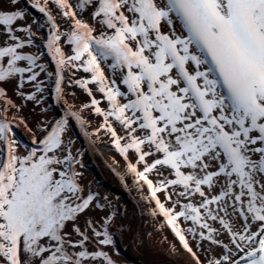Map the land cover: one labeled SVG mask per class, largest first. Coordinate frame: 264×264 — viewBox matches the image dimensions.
Returning <instances> with one entry per match:
<instances>
[{"label":"snow or ice","instance_id":"1","mask_svg":"<svg viewBox=\"0 0 264 264\" xmlns=\"http://www.w3.org/2000/svg\"><path fill=\"white\" fill-rule=\"evenodd\" d=\"M26 3L42 23L0 0V264H119L130 226L79 171L101 133L191 264H264V0ZM49 91L60 114L30 126Z\"/></svg>","mask_w":264,"mask_h":264},{"label":"bare ground","instance_id":"2","mask_svg":"<svg viewBox=\"0 0 264 264\" xmlns=\"http://www.w3.org/2000/svg\"><path fill=\"white\" fill-rule=\"evenodd\" d=\"M25 4L29 7L32 18L34 16V19L42 23L41 14L31 9L30 6L27 5L26 0ZM46 31L47 29H41L40 33L46 34ZM37 43H39V40H37ZM40 47L41 50L46 53L42 44ZM46 58L47 57H44L45 60H47ZM41 78H43V76ZM9 94L11 95V90ZM53 95L54 93L50 91L45 94L46 103L44 107L48 108L49 112L47 117L42 118L50 119L56 116V111L59 113L61 112L60 107L56 105L55 100L52 98ZM16 102L20 103L18 99ZM28 105L30 106V104H27L26 107H29ZM26 107L23 115L26 116L27 119H30L29 123L31 122V126L40 119L39 117L41 115L40 112L37 111L39 109L38 107L36 111L32 112L36 117L29 114L26 111ZM92 129L93 128L90 126V130ZM71 134L73 138H76L73 151L82 146L86 147L83 137L79 135L78 129L74 127ZM17 135L20 136L22 140H28V136L24 134L22 128L17 130ZM109 140L110 138L108 136L101 133L95 145V152L87 151L82 158L83 164L84 162L88 163V166L94 171L95 176L85 169V167L79 169L85 176L83 182L85 192L88 191L90 185L91 190L99 193L101 198L107 196L113 205L121 211L122 219L119 223L130 226L131 230H125L123 234H121L119 229H114L116 249L119 251V255H115L111 248L107 250L119 264H191L189 255L181 248L179 242L173 237L170 231L164 230L163 232H158L155 230V222L147 215L148 206L145 202L140 200L139 193L133 186L132 177L125 173V161L119 153L115 151ZM117 172L124 174L125 183L128 185L127 189L122 185L120 179L116 175ZM89 180L92 182L90 183ZM148 233H151V236H148ZM165 236L167 240L161 243L162 237ZM170 245H175V248L172 249ZM216 251L219 252V248H217Z\"/></svg>","mask_w":264,"mask_h":264},{"label":"rangeland","instance_id":"3","mask_svg":"<svg viewBox=\"0 0 264 264\" xmlns=\"http://www.w3.org/2000/svg\"><path fill=\"white\" fill-rule=\"evenodd\" d=\"M31 17H32V13H31ZM33 18H34V16H33ZM85 18L87 19V16H86ZM45 57H47L46 53H45ZM46 59H47V62H48V64H49V69H54V65L51 63V58H50V57H47ZM86 75H88V74L83 73L82 70L76 73V76H77V77H83V76H86ZM66 78H67V75H66ZM9 89H11V86H9ZM66 90L69 91V92H74V93L76 94V96H75L73 102H74L75 104H77V105H79V104H81V103H85V102H87V101L89 100L88 96H87V95H86L81 89H79L78 87H72V88H70V89H66ZM99 95H100V94H97L98 98H99ZM69 99H73V98L70 96ZM28 106H29V105H28ZM101 106H102V107L105 106L103 101H102V103H101ZM26 108H27L26 111H27L29 114H31L33 117H36V116H34V114H32V112H33V106H32L31 104H30L29 107H26ZM37 109H38V108H35L34 111H36ZM37 111L40 112L39 109H38ZM55 113H56V116H58V115L60 114L58 111H56ZM40 115H41V113H40ZM83 115H84L89 121H91L90 126H91L93 129H94L95 127L98 126V124H99V122H100V117H98V116H94V115H89V113H88L87 111H85V113H83ZM39 118L41 119L42 116H40ZM31 119H34V118H31ZM28 121H30V119H28ZM30 123H31V122H30ZM69 135L72 136V138H73V135H72L71 133H69ZM73 139L76 140V138H73ZM76 142H77V141H76ZM84 164L87 165V166L84 165L85 169H87L89 172H91V174H93V176H95L94 171L92 170V168H91L90 166H88V163L84 162ZM84 178H85V176L83 175V177H82V181H81L82 184H83V182H84ZM89 182L91 183L92 181L89 180ZM113 192H114V191H113ZM114 193H115V192H114Z\"/></svg>","mask_w":264,"mask_h":264}]
</instances>
